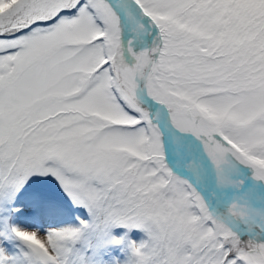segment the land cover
Masks as SVG:
<instances>
[{
  "label": "snow or ice",
  "instance_id": "6c2138e0",
  "mask_svg": "<svg viewBox=\"0 0 264 264\" xmlns=\"http://www.w3.org/2000/svg\"><path fill=\"white\" fill-rule=\"evenodd\" d=\"M0 264H264V0H0Z\"/></svg>",
  "mask_w": 264,
  "mask_h": 264
}]
</instances>
